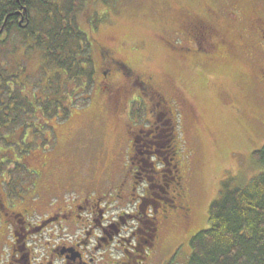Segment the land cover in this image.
<instances>
[{
    "label": "rangeland",
    "instance_id": "obj_1",
    "mask_svg": "<svg viewBox=\"0 0 264 264\" xmlns=\"http://www.w3.org/2000/svg\"><path fill=\"white\" fill-rule=\"evenodd\" d=\"M247 7L264 16V0H110L107 3L89 0L79 15L80 23L92 35L97 66L99 48L108 47L115 58L126 62L134 72L151 77L176 112V132L180 137L177 145L181 147L178 157L188 189L190 213L181 224L175 223L173 231L162 230L164 240H169L168 247L156 264L170 260L185 264L192 252V237L210 227V207L220 198L223 182L227 181L231 187H245L264 169L253 157L255 150L264 147V94L257 77L264 79V75L257 70L259 61L249 52L243 56V51H240L242 58L224 52L217 53L215 58L207 57L201 50L199 54L204 56H199L187 50L192 48L191 41L179 27L184 12L205 16L217 13L223 22L226 12L238 15ZM33 16L37 23L41 21V17ZM28 39L14 30L0 43V71L16 74L20 82L26 79L38 98L44 100L52 89L43 87L47 84L46 73L55 65L32 52ZM101 77V69L96 67L89 99L71 107L65 118L63 108L56 109L51 116L40 110L41 104L35 107L38 113L28 108L22 112L30 116L26 118L22 139L34 142V147L25 158L12 157L27 168L20 173L15 164L11 165L16 181L20 180L5 183L6 190L13 191V197L23 201L37 196L49 201L54 192H60L71 198L73 188H79L85 181L82 190L95 191L116 188L119 181L129 176L130 129L139 119H145L148 98L141 101L134 91L125 110L116 112L114 102H109L107 94L99 88L105 85ZM41 79L44 85L36 87ZM10 83L12 90L20 88L25 92L30 88L27 84ZM2 91L7 100L9 88ZM57 94L67 96L71 104L78 100L75 98L79 95L78 85L75 88L70 80ZM23 124V119H19L13 130H3L0 160H6L4 140L12 138L17 142ZM43 125L41 132L39 128Z\"/></svg>",
    "mask_w": 264,
    "mask_h": 264
},
{
    "label": "flooded vegetation",
    "instance_id": "obj_2",
    "mask_svg": "<svg viewBox=\"0 0 264 264\" xmlns=\"http://www.w3.org/2000/svg\"><path fill=\"white\" fill-rule=\"evenodd\" d=\"M29 14L26 4L15 11L20 27L30 23ZM212 14L182 13L179 27L192 44L187 50L213 58L221 52L242 58L249 52L264 75L263 14L247 7L238 15L226 12L223 22ZM99 55L95 63L105 83L99 88L116 112L125 110L134 91L141 101L148 98L145 119L130 129V174L116 188L82 190L85 181L73 188L71 198L54 192L53 201L18 200L0 178V264H156L168 247L162 230L173 231L189 216L173 103L151 77L134 72L108 47L101 46ZM257 77L264 94V79Z\"/></svg>",
    "mask_w": 264,
    "mask_h": 264
},
{
    "label": "trees",
    "instance_id": "obj_3",
    "mask_svg": "<svg viewBox=\"0 0 264 264\" xmlns=\"http://www.w3.org/2000/svg\"><path fill=\"white\" fill-rule=\"evenodd\" d=\"M88 1L0 0V43L14 30H19L26 39H32H28L32 52L43 55L45 62L49 61L55 65L49 74L46 73L47 84L43 86V78L36 86L52 88L50 96L44 97V100L38 98L39 95L26 79L20 82L15 72V75H9L4 73L5 70L0 71V126H3L0 129V141L4 137V129L5 132L13 130L12 126L17 124L19 119L24 122L20 130L21 138L17 142L11 140L12 138L4 140L5 151L1 150L6 155L3 157L6 160H0V176L12 183H19L20 180L16 181L11 165L15 164L20 173L27 169L24 163L14 162L12 157L25 158L34 147V142L22 139L27 127L26 118L29 116L22 112H27L28 108L38 113L35 107L41 104L40 110L51 116L55 114L56 109L63 108L65 118L71 107L89 99L88 91L91 90L96 72L95 54L92 35L84 29L79 20V15ZM102 1L107 3L110 0ZM20 3L29 7L30 23L27 27H20L15 15ZM9 14L10 17L6 21ZM33 15L41 17V21L37 23ZM70 80H73L75 88L78 85L79 90V95H75L78 100L74 99L71 104L68 103L67 96L57 94ZM10 82L27 84L30 88H26L25 92L20 88L12 90ZM55 83L56 87L53 86ZM58 84L60 85L57 88ZM5 87L9 88L7 100L2 91ZM16 93L21 96L14 95ZM54 96L56 97L53 98ZM17 112H21V115H17ZM173 118L175 120V116ZM43 127L44 125L40 126L39 131L42 132ZM253 157L264 168V147L255 150ZM209 222V228L190 240L192 252L185 264H264V169L245 187H231L227 181L223 182L220 198L211 204ZM165 264L177 263L170 260Z\"/></svg>",
    "mask_w": 264,
    "mask_h": 264
}]
</instances>
